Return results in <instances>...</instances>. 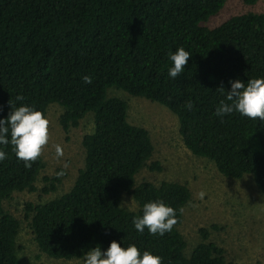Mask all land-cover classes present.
Instances as JSON below:
<instances>
[{"label":"trees","instance_id":"16d2710c","mask_svg":"<svg viewBox=\"0 0 264 264\" xmlns=\"http://www.w3.org/2000/svg\"><path fill=\"white\" fill-rule=\"evenodd\" d=\"M227 0H0V118L21 103L45 115L51 104L63 108L66 131L93 115L94 130L83 137L85 161L72 187L44 203H26L25 218L39 251L54 259H83L96 245L113 240L161 256L162 264H231L226 250L199 242L186 254L177 229L191 199L178 181L136 182L155 146L149 131L131 124L128 103L111 88L166 107L178 119L179 134L195 156L211 160L225 177L249 176L264 195V122L238 113L221 120L215 107L229 80L264 76V12L230 16L205 25ZM253 6L258 0H242ZM183 47L192 56L175 79L167 75L169 53ZM92 77V83L82 80ZM23 96L17 101L16 96ZM191 101L192 108L185 107ZM0 264H19L21 222L4 207L15 192L36 190L45 168L42 155L25 167L12 146H0ZM44 193L60 177H46ZM132 196L138 210L121 206ZM162 199L177 210L176 224L163 236L138 233L132 218L149 200ZM206 236V232H204Z\"/></svg>","mask_w":264,"mask_h":264},{"label":"rangeland","instance_id":"374dc122","mask_svg":"<svg viewBox=\"0 0 264 264\" xmlns=\"http://www.w3.org/2000/svg\"><path fill=\"white\" fill-rule=\"evenodd\" d=\"M248 11L264 12V0H258L253 6L245 5L242 0H227L221 12L205 25L212 28L230 16ZM108 95L128 103L129 122L146 128L155 146L149 164L159 163L161 169L144 168L136 182L150 181L159 185L163 181H178L190 189L191 199L184 208L182 223L177 226L187 243L186 254L189 255L199 242L207 241L223 247L231 264H264V195L252 179L249 176L241 179L225 177L211 160L192 154L179 134L177 117L166 107L132 97L116 88L109 89ZM62 112L63 108L55 103L47 109L49 140L42 148L45 168L35 183L36 190L15 192L4 202L5 209L21 222L17 237L19 264H83V259H54L41 253L29 220L25 218L26 203H44L66 193L84 166L82 140L94 130L93 115L65 131L59 121ZM57 144L63 149L59 158L55 152ZM53 176L60 177L61 182L55 191L44 193V179ZM201 192L203 198L199 196ZM122 201L128 204L124 208L138 210V204L130 194L125 193Z\"/></svg>","mask_w":264,"mask_h":264},{"label":"clouds","instance_id":"9594fccd","mask_svg":"<svg viewBox=\"0 0 264 264\" xmlns=\"http://www.w3.org/2000/svg\"><path fill=\"white\" fill-rule=\"evenodd\" d=\"M192 54L183 47H177L169 53L171 66L167 75L175 79L180 75ZM82 80L86 84L92 83V77L85 75ZM227 90L221 82L217 91L224 98L215 107L214 115L223 120L224 117L238 113L249 119H259L264 122V76L248 79L229 80ZM17 101H22L23 96L17 95ZM11 107L6 118H0V146L11 145L18 160L23 161L25 167L37 160L42 153V148L49 140V120L47 116L34 105L21 103L18 107ZM186 108L191 109L192 103L188 101ZM56 156L63 155L62 147L55 146ZM7 158V153L0 147V162ZM62 173H58L60 175ZM203 198L204 193H199ZM128 204L122 201L121 206ZM176 212L162 199L149 200L142 206V214L132 218V226L143 234L145 229L149 235L163 236L170 232L176 224ZM162 257L153 254L150 250L140 251L135 243L127 247L113 240L106 249L100 245L89 248L83 256V264H162Z\"/></svg>","mask_w":264,"mask_h":264}]
</instances>
